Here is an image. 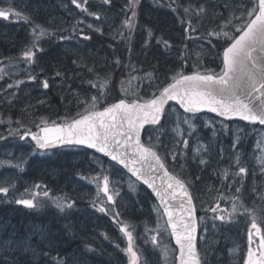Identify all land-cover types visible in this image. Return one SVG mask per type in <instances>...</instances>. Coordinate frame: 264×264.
<instances>
[{
    "label": "trees",
    "instance_id": "trees-1",
    "mask_svg": "<svg viewBox=\"0 0 264 264\" xmlns=\"http://www.w3.org/2000/svg\"><path fill=\"white\" fill-rule=\"evenodd\" d=\"M96 1L100 5L98 12L101 19L95 25L99 27L89 28L86 22L83 24V35L90 36L91 39L81 41V54L73 57L68 51L65 53L69 56L65 58L62 53L57 54L59 57H55L56 53H54V55L51 54L47 59H44V62L42 59H38L35 63L30 64L32 74L36 77L35 80H29L26 76L19 78L3 71L7 65L23 60L22 52L32 45V28L34 27L32 21L33 19L35 21L39 20V18L32 15V2L30 0H13L11 8L19 11L21 16L13 15L9 20L0 18V121H3V123H0V136L6 137V139L0 140V145L7 141L19 139L18 135H9L11 130L19 129L21 131L32 127V124L26 125L23 122L26 118L24 111L28 107H32V102L25 103L24 101L32 99V90L39 95L36 103L40 105L38 112L41 115L44 114L41 117L60 121L73 117L78 112L73 109V105L66 108L69 100L66 91L76 88L90 96L98 95L97 88H92L89 80L96 82L98 85L105 75L112 80V84L106 90V97L102 98L101 103L97 104L101 106L113 99L149 96L177 72L195 69L217 70L219 56L215 59V63L209 67L200 68L198 66L199 62L191 53L192 42L197 39L209 40V42H213L219 53L221 48L225 46L223 38L208 37L207 31L212 29L219 31V25L231 20L233 16H240L239 9L250 7L251 4L250 0H242V3H239V0H176L175 3H173V0H139L136 7V27L129 30L122 26V22L132 15L131 11H126L128 0H111L110 5H104L103 0ZM162 2L164 3L162 4ZM198 5H204L207 8V16L202 15L200 21L193 20L192 27L196 31L186 33L184 30L188 27V23L183 9L195 8ZM156 7H162V9H157L154 14L151 9ZM0 9H3L2 6H0ZM172 9H177V11ZM92 11L94 10H88V12ZM162 14L165 16H162ZM25 16L29 18L28 21L23 18ZM102 16L107 18H102ZM150 17L152 22L148 20ZM182 19L185 21L184 23H181ZM112 23H114L113 26ZM233 24H236V21H233ZM96 29H100V31ZM148 29L153 30L156 38L163 37L169 40L171 48L165 49L162 45L157 44V39H151L146 48L153 50L155 53H147L146 55L139 53L135 66L130 70L129 63H134L130 59L131 48L133 45L137 46L141 42L144 43L150 39ZM225 30L232 31L231 29ZM48 37H52V34ZM56 37L57 34H54V38ZM69 45H71L70 41L68 47ZM146 50H143V52ZM54 52H57V49ZM180 53L185 54L184 60L179 59ZM171 55L173 56L169 57ZM117 59L121 61L119 66L115 64ZM73 60H76L77 63L74 64ZM205 60H207V57ZM89 68L94 69V73H89ZM58 72L60 73L59 76H57ZM145 73L153 74L155 84L145 79ZM133 77H136V79H133ZM44 80L48 81L49 87L47 89L43 88ZM18 81L20 83L17 85ZM9 85H12V87H9ZM145 87L148 90L145 91ZM39 92L45 94V98ZM49 104L52 107H48ZM17 121L20 123H17ZM166 125L167 123L163 122L151 131L162 127L166 128ZM184 133L185 135L189 133L187 125L184 128ZM219 133V139H224V148L229 152L231 136L228 129L222 127ZM222 136L225 137L222 138ZM246 138L248 140L249 135ZM247 140L242 143L243 146ZM160 141L157 145L152 140H148V143L162 154L160 151L162 137ZM183 146V143L179 145L178 152L182 155H177L178 160L176 163H172L173 167L170 166V168L174 173L187 177L188 181L192 172V163L187 159L190 157L189 147L185 148ZM75 150L82 154L81 157L79 159H68L67 161L62 160L60 165L56 163L57 161H53L58 159L57 157L51 161L49 158L40 159L41 155L39 154H36L35 157H32V155L25 156L20 160L23 162V166L17 169V176L13 183L9 185L0 184V186H9L7 196L0 193V264H5V262L11 264L13 256H18L15 251L16 248L28 243L34 245L42 240L43 236L34 235L39 231L49 237L56 249L60 250L57 244L64 248V251L69 248L70 251L67 254L66 252L46 249L47 240L41 245L44 251H51L53 256L59 253L61 257H66L69 264H89L88 261H80L78 251L84 254L81 247L88 250L94 249L92 254L96 256V264H100L102 257L106 256L104 253L105 248L98 243L97 239L93 241L89 236L84 235L83 230H77L81 232L79 235H76L75 231L73 232V223L67 219L68 217L64 213L65 210L61 214L55 215V213L43 212L41 207L28 209L15 203L16 199H33L34 194H38L35 195V202L42 201L47 204L48 198L49 200L59 198L64 203L74 201L73 206L76 208L95 206V201L92 200L94 196L91 194L92 187L84 193L76 192L74 187H77L76 181L79 179L87 181L89 176L101 177L105 165L109 163L98 156H94L100 166L98 171L96 167H92L89 163L88 156L90 153L88 151ZM32 158L34 161H32ZM230 163L229 161L226 165H223L220 170L222 184L218 190V195H216L214 206L210 202L209 204L213 207L209 206V208H217L215 213L223 215V221L236 228L239 221H244L246 225L248 220L252 221L253 216L258 221V205L261 202L255 199L254 195L249 194V174H238L239 168L235 173L232 185L228 188L227 179L235 169L231 167ZM61 166H65V171L62 173L60 172ZM225 172L227 175H225ZM38 175H40V178H35ZM66 176L67 179H65ZM36 185H40V187L37 188ZM237 188H240L241 191L237 192ZM45 191L49 193L48 197L43 196ZM146 195L151 197L149 193ZM198 206V214L203 215L206 207ZM35 210H39L38 220L36 223L35 221L32 223V213ZM92 217L106 223L108 226L114 223L112 215L108 212L100 211L99 214H94ZM34 223L36 226L32 227ZM83 229L85 232L87 231L86 228ZM99 236L113 240L111 236H106L105 233L99 234ZM241 240H246V236H242ZM40 260L41 264H45L47 258L41 256Z\"/></svg>",
    "mask_w": 264,
    "mask_h": 264
},
{
    "label": "snow or ice",
    "instance_id": "snow-or-ice-1",
    "mask_svg": "<svg viewBox=\"0 0 264 264\" xmlns=\"http://www.w3.org/2000/svg\"><path fill=\"white\" fill-rule=\"evenodd\" d=\"M175 2L176 0H173V3ZM71 3L88 15L94 16L96 20L101 19L99 13L88 12L86 7L88 0H83V3L81 0H71ZM250 3L251 7L239 9L240 16H233L231 20L219 25V31L215 29L207 31L208 37L223 38L225 44L220 54L222 66L218 73L212 69L195 70L191 74L177 72L171 77L172 82L159 87V95L153 93L150 99L120 98L114 103L106 104L102 110H86L83 114L78 113V118L71 119L68 123L60 125L54 123L52 127L40 128L39 133L25 130L21 134L19 129H14L9 132V135H19L20 140H25L30 136L38 149H47L57 144L86 145L122 165L137 181H142L152 189L158 198L160 207L163 208V215L167 217V226L171 229L170 234L179 248L178 264H202V258L195 244L197 225L193 215L192 197L185 182L168 171L164 160L153 146L141 142L140 130L145 124L159 125L165 114V105L169 101H175L184 113L193 114V116L202 109H207L225 119L238 117L241 121L264 125V0H254V2L250 0ZM103 4L110 5L111 0H103ZM138 4L139 0H128L126 11H131L132 15L122 22L124 28L132 30L136 27ZM172 10L177 11V9ZM183 11L187 16L188 27L184 30L187 33L196 31L192 27V21H200L202 15L207 16L208 10L204 5H198L195 8H184ZM13 15L20 17L21 13L11 7L7 10L0 9V18L9 20ZM23 18L25 21L29 19L26 16ZM233 21H236V24H233ZM184 22L182 19L181 23ZM88 27L92 28V25ZM96 30L100 31V29ZM33 33L35 38L32 45L22 52V59L29 64L35 62L36 50H40L37 49V40L51 34L40 25L35 26ZM148 35L150 39L145 42V47L151 39H157L158 45H162L165 49L171 48L170 41L163 37L156 38L152 29H148ZM61 39L64 38L61 37ZM82 39L89 40L91 37L82 34ZM196 55L199 56L200 53ZM179 59L184 60L185 54L180 53ZM73 63L77 61L73 60ZM120 63L119 59L115 61L117 66ZM88 72L94 73V69L89 68ZM59 75L58 72L57 76ZM35 79V76H29V80ZM145 79L153 81V74L145 73ZM19 83L18 81L17 85ZM89 84L98 91V95L92 96L90 101L91 108L95 109L97 104L101 103L102 98L106 97V90L112 84V80L105 75L99 85L92 80H89ZM48 87V81L44 80L43 88ZM17 123L20 122L17 121ZM181 123L188 126L189 135H192L195 125L188 116H185L182 122L178 119L173 131L182 138ZM3 139L6 137L0 136V140ZM180 142L181 140L178 139L177 144ZM182 143L187 148L189 140L182 139ZM239 143L240 137L238 136L232 145L233 148L235 149ZM205 150H207L206 147ZM199 151L200 149L196 150L197 153ZM178 154L182 155L178 151L171 152L173 160ZM258 160L264 169V158H258ZM200 163L204 164L206 161L200 159ZM236 164L239 167L238 174H246V168L240 166L239 155L236 156ZM22 166L23 162L15 165L17 168H22ZM225 175H227L226 172ZM157 180L160 181L159 185L156 183ZM102 184V187L100 184L97 185L98 190L108 197L109 202H112L113 197L108 194V175L103 176ZM36 187L39 188L40 185ZM236 191L240 192L241 189L237 188ZM0 193L7 196L9 186H0ZM35 195L38 194H34L33 199H16L15 203L28 209L40 207L42 202H35ZM48 195L47 191L43 192L44 197ZM175 201H179L180 212L178 214L173 211ZM54 202L61 212L65 208L71 209L74 205V201L64 203L59 198H55ZM99 211L106 212V209L101 207ZM211 211L215 213L217 208H212ZM116 216L118 217L119 213ZM215 218L224 220L223 215ZM119 230L127 237L128 246L123 251L129 256V264H137L138 258L133 246L132 232L127 230V226H121ZM252 230L256 233L261 232L255 216H253L248 233L249 248L244 264H264V235H261L258 249L254 251L251 247ZM37 234L43 236V239L34 245L28 243L16 248L18 256H13L11 264H41V256L47 258L45 264H69L68 259L61 257L59 253L53 256L51 251H44L41 245L46 240L49 248L54 245L42 231L34 233V235ZM151 242L154 246L158 244L156 235L151 237ZM116 246L119 247V245Z\"/></svg>",
    "mask_w": 264,
    "mask_h": 264
},
{
    "label": "rangeland",
    "instance_id": "rangeland-1",
    "mask_svg": "<svg viewBox=\"0 0 264 264\" xmlns=\"http://www.w3.org/2000/svg\"><path fill=\"white\" fill-rule=\"evenodd\" d=\"M12 3L13 0H0V6H2V8L5 10L11 7ZM163 3L164 2H162V4ZM239 3H242V0H239ZM56 5H58V9L56 11L57 14L55 15L57 18H50L48 23L44 25L47 27L46 29L51 31L49 33L52 34V37L42 42L41 37L37 40V43L41 42L44 48L43 52H39L38 55L36 53L35 60L39 58L47 59L51 54L54 55V53H56L54 55L55 57H59L57 54L62 53L64 54L65 58L69 56L67 53H65L68 51L73 57L81 54V41L83 40L82 34H84V32H82V28H78L80 22L83 20V22H88V25H92V27H99L95 25L99 22V20H95L94 16L88 15L86 12L85 14L87 17H84V12L72 5L71 0H62L60 2L56 1ZM64 8L69 10V14L67 16L64 14V12H62ZM37 9L38 4H34L32 2V12L35 13ZM157 9L161 10L162 7H156L155 9L153 8L151 11L155 14ZM92 12L99 13L96 12V10ZM162 16L165 15L162 14ZM102 18L107 17L102 16ZM148 20L152 22L151 17ZM53 21L59 24L58 27H55L56 31L52 26H55ZM75 23H78L79 25L75 26ZM60 24L62 26H60ZM113 25L114 23H112V26ZM66 33H73V35L75 33H79V35H76L75 37L72 35L70 38ZM54 34H57V36L60 37L54 38ZM61 37H64V39H61ZM34 38L35 36L32 31V42ZM69 41L71 45L68 47ZM66 43L68 44L66 45ZM191 47V53H193L192 56L199 62L198 66L200 68L211 66L213 63H215V59H217L219 56V53L217 52L213 42H209V40H194ZM55 49H57V52H54ZM139 49H141L140 51L142 52L138 51ZM146 49L145 42H141V44H138L137 46H132L130 59L133 60L134 63H129L130 70L135 66L137 55L139 53H143L144 55L147 53H155L151 49ZM143 50L146 51L143 52ZM196 53H200V55L197 56ZM170 54L171 52L169 55ZM172 56L173 55L169 57ZM206 57L207 60H205ZM3 71L6 74L18 76L19 78H23L25 76L29 78V76L32 75L30 64L24 60L7 65L4 67ZM151 83L155 84L154 79L151 81ZM144 90L146 91L148 88L145 87ZM36 93V91L32 90V99L24 101L25 103L32 102V107H28L24 111L26 118H24L23 122H25L26 125L45 120L44 117H41L44 114L41 115L40 112H38V107L40 105L36 102L39 95ZM40 94L45 98V94ZM66 94L68 95L69 99L66 108H69L71 107L70 105H73V109L79 113L92 109L90 104L92 96L88 95L87 93L73 88L69 91H66ZM45 102L49 103L48 101ZM48 107L52 106L49 104ZM184 117V114L178 108L171 107L168 111L165 121L167 123L166 128L162 127L155 131H148L145 135L148 140L154 141L156 145L161 142L160 138L162 137L160 151L171 167H173L172 163H176L178 160L177 157L175 160H173L171 152L178 151L179 145L181 144H177V140L175 139H180L181 137H179L177 133L173 131V129L176 128L177 120L179 119V121L182 122ZM188 117L192 119V122L195 125L192 135H189L188 133V135L183 136L185 139L189 140V143L190 141L192 142L191 156L187 158L192 163V172L190 173V181L188 180V182L191 185L198 205H200L202 208L206 207L203 216H201L199 219V247L200 253L202 255V264H244V260L247 256V250L249 248L248 233L252 221L248 220L246 225L244 221H239L236 224V228H234L233 225L228 224L223 220L216 219L215 217L220 215L213 213L211 211L212 208L210 209L209 206H214L216 202V195H218V190L222 184L221 175L219 174L223 166L222 160H230L231 167L235 168L227 179L229 188L232 185V182L235 179V173L239 168L236 164V156L239 155L240 166L248 169L246 173L249 174V194L254 195L255 199H258L261 202L260 205H258L259 209L257 212V223L259 222L264 225V169H262V166L258 160V158H264V128H249L240 121L224 123L210 115ZM185 126L186 125L181 123L182 131ZM222 127L228 129L231 136L229 152H227L224 148V139H219V131ZM173 132H175V134ZM248 135L249 138L247 140L246 137ZM238 136L240 137V143L234 149L232 145ZM224 137L225 136H222V138ZM246 140L247 142L243 146L242 143H244ZM188 147L189 144L187 148ZM205 147L207 150H205ZM197 149H200L199 153L196 152ZM31 155L32 157L36 156L28 142L11 140L2 143L0 145V184L9 185L13 183L17 176V169H19L15 167V165L21 163L22 161L20 160L25 156L29 157ZM44 155L45 156L40 157V159L49 158L52 161V159L57 157L59 160L56 159L53 161H57L56 163L60 165L62 160L67 161L68 159H79L82 154L77 150L66 149L56 154ZM88 159L91 166L96 167L99 171L100 166L98 161L95 160L94 155L89 154ZM200 159H204L206 163L201 164ZM32 161H34L33 158ZM245 164H249L248 167L245 166ZM64 171L65 166L61 168L60 172L62 173ZM103 171L104 172L102 173L101 177L89 176L87 181L82 179L76 181L77 187H74L76 192L79 191L80 193H84L88 191V188H93L91 194L94 196V198L92 200L96 201L97 205L91 207L81 206L80 208L73 206L71 209L65 208L64 213L67 215V219L71 220L73 223V232L75 231L74 233L79 235V233H81L80 231L83 230L82 232L85 233L84 235L89 236V238H91L93 241L97 239L98 243L105 248L104 253L106 256L102 257L100 264H129V256L123 251V249L127 248L128 241L127 237H125L119 230L121 226H127V230L131 231L133 234V246L134 250L137 252L138 258L137 264H173V260L175 258V249L174 247H171V244H169L170 241L168 232L162 214L151 197H148L146 195V191L118 167L112 164H107L105 165ZM105 175L109 176L108 194L112 195V202H109L108 197L102 191H99L97 187L98 184H100V187L103 186L102 181L103 176ZM39 176L40 175L36 176L35 178L39 179ZM185 178L187 179V177ZM65 179H67V176ZM48 200L47 204L40 201L42 202L40 206L41 210L43 212L55 213V215L61 214L62 212L55 206V198L50 199L49 201ZM210 202L211 205L209 204ZM101 207L106 209V213L108 212L110 215H112L114 223H111L110 226L92 217L94 214L100 213L99 209ZM156 209H158V211ZM38 211L39 210H35L34 213H32V223L34 221L36 223L38 220ZM117 213H119L118 217L116 216ZM35 223L32 225V227L36 226ZM259 223L258 227L261 228V232L256 233L255 230H252L253 243L251 244V247L254 248L255 251L258 249L261 235H264V226L259 225ZM83 228H86L87 231L85 232ZM77 230L80 231L78 232ZM102 233H105L106 236H111L113 240L101 238L99 234ZM153 235H156L158 240V244L155 246L151 242V237ZM244 235L246 236V240L243 241L241 240V237ZM166 237L169 243L167 242ZM116 245H119V247ZM81 250L84 252V254H82V252L78 251L81 261H88L89 264H96V256L92 254L94 253V249L90 251L81 247Z\"/></svg>",
    "mask_w": 264,
    "mask_h": 264
},
{
    "label": "water",
    "instance_id": "water-1",
    "mask_svg": "<svg viewBox=\"0 0 264 264\" xmlns=\"http://www.w3.org/2000/svg\"><path fill=\"white\" fill-rule=\"evenodd\" d=\"M223 51V50H222ZM221 66H222V64H221ZM220 71V70H219ZM218 71V72H219ZM217 72V73H218ZM192 72H190V73H184V74H191ZM172 82V80L170 81V82H168V83H171ZM166 85V84H165ZM164 85V86H165ZM156 95H159V91L156 93ZM150 99V98H149ZM147 100V99H146ZM114 102H116V100L115 101H112V102H110V103H114ZM110 103H108V104H110ZM174 104V105H176L182 112H184L183 111V109L182 108H180V106L175 102V101H169L168 102V104L167 105H165V110H166V108L168 107V105L169 104ZM106 106V105H105ZM103 108V107H102ZM102 108H99V109H94V110H102ZM199 113H208V114H211V115H214V116H216V117H219V118H222V119H224V120H227V121H230V120H240L238 117H233V118H231V119H225V118H223V117H220V116H218L216 113H213V112H211V111H208L207 109H202L200 112H198V113H196V114H199ZM186 114H188V113H186ZM190 115H192V114H190ZM163 117H164V115H163ZM163 117H162V120H163ZM75 118H78V116L77 117H75ZM161 120V121H162ZM71 121V120H70ZM70 121H67V122H59V123H55V125H60V124H64V123H68V122H70ZM241 121V120H240ZM244 123H247V124H250V125H256V124H259V123H255V124H252V123H249V122H246V121H243ZM161 123V122H160ZM54 125V123H51V122H49V123H44V124H42V125H40V126H38V127H36L35 129H33V130H30L31 132H34V133H39L40 132V128H43V127H52ZM260 125V124H259ZM148 126H157V125H153V124H145L144 126H143V128L140 130V137H141V142L142 143H144L143 141H142V133H143V131H144V129L146 128V127H148ZM261 126H264V125H261ZM51 135H54V134H51ZM26 139H28L32 144H33V146L36 148V149H38L37 147H36V144H35V141H33L32 139H31V137L29 136V137H27ZM25 139V140H26ZM145 144V143H144ZM146 145V144H145ZM64 146H80V147H84V148H86V149H88V150H90V151H92V152H94V153H96V154H98V155H100L101 157H103V158H105V159H107V160H109V161H111V162H113V163H115V164H117V165H119L122 169H124L129 175H131V173L130 172H128V170L127 169H125L122 165H120V164H118L117 162H115V161H112L111 159H110V157H108V156H105L103 153H99V152H97L95 149H91V148H88L86 145H74V144H57V145H55L54 147H50V148H47V149H38V150H42V151H44V150H50V149H56V148H60V147H64ZM168 169V168H167ZM168 171H169V169H168ZM170 172V171H169ZM172 175H174L172 172H170ZM161 175H162V173H161ZM132 176V175H131ZM174 176H176V175H174ZM133 177V176H132ZM135 180H136V178L135 177H133ZM138 182H140V184H142L149 192H150V194L152 195V197L155 199V201L157 202V204H158V206L160 207V204H159V200H158V198L155 196V194L152 192V189H150V188H148L147 187V185H145V184H143V182L142 181H138ZM156 183H157V185H159V183H160V181L159 180H157L156 181ZM185 185H186V183H185ZM186 187H187V189H188V192H189V194H190V196L192 197V195H191V192H190V190H189V188H188V186L186 185ZM192 202H193V205H194V213H193V215H194V217H195V220H196V225H197V231H196V241H195V244H196V247H197V243H198V233H199V224H198V218H197V214H196V207H195V204H194V200H193V197H192ZM174 203V208H173V211L175 212V213H179L180 212V207H179V201H175V202H173ZM160 209H161V211H162V213H163V208L162 207H160ZM164 216V215H163ZM164 219H165V221H166V224H167V217L166 216H164ZM168 227V226H167ZM168 230H169V233H171V229L168 227ZM170 236H171V234H170ZM171 241H172V243H173V245L175 246V248H176V258H175V262H174V264H178V260H177V257H178V255H179V248H178V246L175 244V240H174V238H172V236H171ZM198 250V249H197Z\"/></svg>",
    "mask_w": 264,
    "mask_h": 264
},
{
    "label": "bare ground",
    "instance_id": "bare-ground-1",
    "mask_svg": "<svg viewBox=\"0 0 264 264\" xmlns=\"http://www.w3.org/2000/svg\"><path fill=\"white\" fill-rule=\"evenodd\" d=\"M30 1L33 2L34 4H38V9L36 10L37 13L35 14V17L36 18H39V20H37V21L40 22V23H45L46 22L45 20L47 19V17H49L51 15L52 16H55L57 14L56 11L58 9V5H56V1H59L60 2L62 0H30ZM62 12H64V14H66V16L69 14V10H66V8H64ZM42 61L44 62V59H42ZM57 247H59L60 250L59 249H56L55 246L52 247V248H49L47 246L46 249H48V250H57V251H61V252H66L67 254L70 251L69 248H67L64 251V248H61L58 244H57Z\"/></svg>",
    "mask_w": 264,
    "mask_h": 264
},
{
    "label": "flooded vegetation",
    "instance_id": "flooded-vegetation-1",
    "mask_svg": "<svg viewBox=\"0 0 264 264\" xmlns=\"http://www.w3.org/2000/svg\"><path fill=\"white\" fill-rule=\"evenodd\" d=\"M36 13H37V12H35V13L33 12V13H32L33 17H35V14H36ZM55 17L57 18V16H52V15L49 16V17H47V19L45 20V21H46L45 23H48V21H49L50 18H55ZM53 23H55V22L53 21ZM55 24H57V23H55ZM58 25H59V24H58ZM60 26H62V25L60 24Z\"/></svg>",
    "mask_w": 264,
    "mask_h": 264
}]
</instances>
